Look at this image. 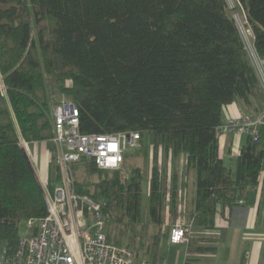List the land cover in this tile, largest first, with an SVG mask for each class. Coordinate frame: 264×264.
Masks as SVG:
<instances>
[{"label":"trees","instance_id":"16d2710c","mask_svg":"<svg viewBox=\"0 0 264 264\" xmlns=\"http://www.w3.org/2000/svg\"><path fill=\"white\" fill-rule=\"evenodd\" d=\"M236 3L264 60V0ZM0 78V252H17L22 221L48 214L20 139L55 151L56 96L77 105L83 134L138 132L141 147L151 136L150 223L142 218L144 171L128 163L141 147L120 170L83 160L87 176L73 185L103 200L108 238L134 263L160 264L167 198L173 222L182 216L192 225L188 248L200 241L207 245L197 254H215L219 220L230 224L261 183L264 130L258 139L246 135L235 169L216 133L234 103L244 113L264 111V89L227 0H0ZM51 159L53 190L62 173ZM191 172L194 206L182 213Z\"/></svg>","mask_w":264,"mask_h":264},{"label":"built area","instance_id":"2783aa9c","mask_svg":"<svg viewBox=\"0 0 264 264\" xmlns=\"http://www.w3.org/2000/svg\"><path fill=\"white\" fill-rule=\"evenodd\" d=\"M251 54L264 89V60L255 47ZM79 124L80 115L75 103L62 101L55 107L52 142L56 153L53 159L60 167L62 181L51 190L50 185L40 179L48 214L27 222L19 249L14 254L0 252V264H150L145 260L134 263L126 246L109 240L106 221L109 215L103 211V200L79 195L73 186L76 180L73 178L74 167L83 160L94 162L101 170L122 169L125 155L141 147V134H83ZM261 130H264V111L229 117L217 127L216 133L219 137L231 133L250 134L258 139ZM25 145L20 139L22 149ZM29 162L32 168L37 166L33 157ZM192 237V225L182 216L172 223L169 244L188 246Z\"/></svg>","mask_w":264,"mask_h":264},{"label":"crops","instance_id":"0c3cea01","mask_svg":"<svg viewBox=\"0 0 264 264\" xmlns=\"http://www.w3.org/2000/svg\"><path fill=\"white\" fill-rule=\"evenodd\" d=\"M241 113H244L241 106L238 103H234L224 110L222 122L226 121L229 117L239 116ZM263 138L264 132L261 136L264 144ZM245 139V135L235 133L221 137V152L224 160L230 158L231 161H236L245 143ZM25 143L26 145L23 149L29 161L30 157H33L36 161L37 166L33 167V170L38 181L42 179L46 183L51 180L52 153L49 147L45 142ZM180 161H182L181 169H183L186 163L185 157H182ZM226 165L233 169L236 168V166ZM194 192L195 190L191 187V184L182 190L183 203L180 207L182 213L186 209L193 208ZM218 227L214 233L217 237H222L219 244L225 238H228L229 231L231 238L230 245L232 252L228 257L224 258L223 264H264V169L261 183L257 190L255 192H249L245 204L235 208L230 219V224L221 219L219 220ZM216 255L217 252L213 257H216ZM204 256L205 254L198 253L194 258L199 259L198 264H204L202 262ZM219 264H222V262Z\"/></svg>","mask_w":264,"mask_h":264},{"label":"rangeland","instance_id":"374dc122","mask_svg":"<svg viewBox=\"0 0 264 264\" xmlns=\"http://www.w3.org/2000/svg\"><path fill=\"white\" fill-rule=\"evenodd\" d=\"M229 5V11L233 18L236 20V23L240 29V32L242 34V37L244 39V42L246 44V47L248 48L249 53L251 54L253 52V37L250 35L249 31L251 30L244 12V9L237 6L236 0H227ZM252 55V54H251ZM1 80V78H0ZM56 100L59 101V104L62 101H68L67 98L59 96H56ZM70 101V100H69ZM58 105V104H57ZM56 105V107H57ZM264 139V138H263ZM46 145L49 147V150L52 152V156L55 155V151L52 149L51 143H46ZM151 136L149 133H146L143 138V145L139 151V153L136 155L131 156L128 158V163L131 165H139L142 167L144 171V178L142 182V189H143V222L150 223L149 219V181H150V174H151ZM135 152V151H134ZM133 152V153H134ZM182 161L179 162V167L181 169L182 167ZM226 164L231 166H236V161H231L230 158L225 159ZM86 167L82 166L81 164L75 165L74 167V179H82L87 176L86 173ZM35 173V172H34ZM191 187L195 190L194 182H195V174L191 172L189 175ZM96 180V179H94ZM40 182V181H39ZM41 184V182H40ZM47 184H51V180L47 181ZM170 199L167 198V206H169ZM166 206L165 211L163 212V219L164 224L167 229H170L173 223L172 216L168 212V207ZM183 210V209H182ZM184 218V217H183ZM185 219V218H184ZM27 221H22L20 224V234H25V228ZM230 231L228 232V238H225L221 244L218 245V251L216 257H213L214 254H205L204 259L202 262L204 264H219L222 262L225 257H228L230 253L232 252L231 245H230ZM205 245L200 241L193 240L192 246L188 248V246L184 245H171L168 241V235L164 238L162 243V250H161V256H162V264H184V261L187 257H194L197 255V251L195 250L197 247ZM207 245V244H206ZM205 245V246H206ZM190 249V250H189Z\"/></svg>","mask_w":264,"mask_h":264},{"label":"water","instance_id":"95a60500","mask_svg":"<svg viewBox=\"0 0 264 264\" xmlns=\"http://www.w3.org/2000/svg\"><path fill=\"white\" fill-rule=\"evenodd\" d=\"M250 34L252 35V32L250 31Z\"/></svg>","mask_w":264,"mask_h":264}]
</instances>
